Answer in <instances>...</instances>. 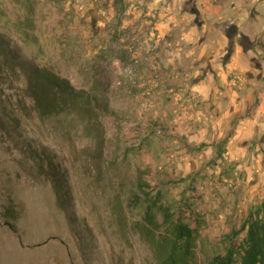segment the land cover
<instances>
[{
  "label": "rangeland",
  "instance_id": "obj_1",
  "mask_svg": "<svg viewBox=\"0 0 264 264\" xmlns=\"http://www.w3.org/2000/svg\"><path fill=\"white\" fill-rule=\"evenodd\" d=\"M177 6L0 0V264L154 263L135 198L141 171L177 215L201 219L200 261L223 253L225 234L264 198V82L251 88L256 71L233 78L234 114L201 99L194 84L215 53ZM27 61L98 94L109 112L91 125L42 117Z\"/></svg>",
  "mask_w": 264,
  "mask_h": 264
},
{
  "label": "trees",
  "instance_id": "obj_2",
  "mask_svg": "<svg viewBox=\"0 0 264 264\" xmlns=\"http://www.w3.org/2000/svg\"><path fill=\"white\" fill-rule=\"evenodd\" d=\"M27 92L42 117L72 113L93 124L109 112L98 94L77 88L69 78L32 61L24 62ZM135 198L143 201L144 223L141 232L154 253L152 264H264V198L252 206L240 229L225 234L223 253L200 261L197 249L201 236V219L196 226L187 220V211L179 215L166 204L163 192L154 190L141 171ZM190 210L191 206L187 205ZM186 208V209H187ZM241 233L242 241L237 239Z\"/></svg>",
  "mask_w": 264,
  "mask_h": 264
},
{
  "label": "crops",
  "instance_id": "obj_3",
  "mask_svg": "<svg viewBox=\"0 0 264 264\" xmlns=\"http://www.w3.org/2000/svg\"><path fill=\"white\" fill-rule=\"evenodd\" d=\"M180 1L175 0V7H186L187 0ZM227 5V0H194L189 10L182 11L183 18L192 21L189 32L196 35L198 46L215 53L214 58H209L208 67L201 66L204 76L194 88L201 99L212 100L215 105L226 102L227 112L234 114L241 108L238 103L241 100L232 86L233 78L245 73L251 77L256 71L251 88L254 90V84L264 82V65L256 62L264 55L259 43L264 39V0H240L235 10L227 9ZM228 24H231L229 29ZM160 26H163L161 22ZM259 96L264 98V92ZM256 110L264 111V108L259 106Z\"/></svg>",
  "mask_w": 264,
  "mask_h": 264
},
{
  "label": "flooded vegetation",
  "instance_id": "obj_4",
  "mask_svg": "<svg viewBox=\"0 0 264 264\" xmlns=\"http://www.w3.org/2000/svg\"><path fill=\"white\" fill-rule=\"evenodd\" d=\"M230 28V27H229Z\"/></svg>",
  "mask_w": 264,
  "mask_h": 264
}]
</instances>
